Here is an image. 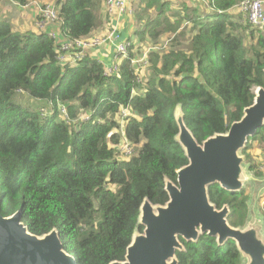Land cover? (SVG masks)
Returning a JSON list of instances; mask_svg holds the SVG:
<instances>
[{
  "label": "trees",
  "instance_id": "1",
  "mask_svg": "<svg viewBox=\"0 0 264 264\" xmlns=\"http://www.w3.org/2000/svg\"><path fill=\"white\" fill-rule=\"evenodd\" d=\"M16 1L39 5L44 0ZM240 1L208 0L205 8L211 14L203 18L188 0H181L183 14L176 16L169 0L131 1V22L121 26L132 42L130 57L107 77L99 56L87 54L69 64L67 53L57 51L66 36L75 40L98 34L93 31L104 0H57V31L41 26L43 18L34 7L31 28L37 35L14 32L0 19V215L21 210L22 222L39 237L56 229L77 264L124 261L133 234L144 230L138 222L143 200L165 205V180L175 183V172L188 164L175 141L177 107L201 144L227 133L253 103V88H264V36L257 33L248 58L244 33L254 37L258 30L231 10ZM186 28L191 36L184 51L179 40ZM49 33L58 36L57 44ZM164 41L162 51L148 55L145 69L153 78L139 85L143 70L131 60ZM61 54L65 64L58 59ZM139 87L142 94L136 92ZM18 91L41 108L16 104ZM77 107L91 113L89 121L79 119ZM125 143L134 147L126 158L120 150ZM255 143L264 152V127L240 152L247 174L264 179L251 156ZM243 193L208 188L210 202L218 209L228 206L230 218H239L242 227L249 210ZM257 213L264 224L263 214ZM182 243L178 264L245 263L231 240L217 246L203 235L196 243Z\"/></svg>",
  "mask_w": 264,
  "mask_h": 264
},
{
  "label": "water",
  "instance_id": "2",
  "mask_svg": "<svg viewBox=\"0 0 264 264\" xmlns=\"http://www.w3.org/2000/svg\"><path fill=\"white\" fill-rule=\"evenodd\" d=\"M174 119L178 129L175 141L188 164L175 172V183L165 180V205L153 206L143 200L138 218L143 233L133 234L124 261L110 264H178L176 252L184 251L180 240L196 243L203 235L215 239L217 246L233 241L244 264H264L260 218L250 209L244 227H231L228 206L216 209L208 195L212 185L230 194L243 189L248 176L240 152L264 127V88H256L253 103L244 108L240 120L233 122L227 133L215 134L201 144L184 124L179 107ZM0 264L77 263L64 250L56 229L41 237L33 235L18 210L9 217L0 215Z\"/></svg>",
  "mask_w": 264,
  "mask_h": 264
},
{
  "label": "built area",
  "instance_id": "3",
  "mask_svg": "<svg viewBox=\"0 0 264 264\" xmlns=\"http://www.w3.org/2000/svg\"><path fill=\"white\" fill-rule=\"evenodd\" d=\"M131 1L133 0H104L102 11L105 15L104 20L106 19V29L93 36L75 40H70L66 36L65 40L60 43L57 48L58 54L59 51L64 54L67 53L65 55L71 59L69 64H75L77 61L81 60L83 56L91 54L90 51L102 52L105 51L106 46H109L111 48L110 59H112V62L107 63L101 58H98L97 60L103 65L104 77L117 74L119 72L120 62L123 59H128L130 57L129 49L130 47L132 48V42L128 41L124 37L121 30L122 21L127 16H131L133 14V10L130 8ZM198 1L203 3L206 7L209 6L208 0ZM2 2L4 4L10 3V6L15 9V13L20 19H23L20 16H29L22 14L24 9L30 8L32 12H35L34 7L38 8V14L41 18H43L41 26L48 24L51 27L54 26L53 28H55L57 31V23L59 20L57 0H47L46 2L43 1L42 3H39V5H35L33 2H28L26 5H21L16 0H2ZM231 10L236 11L237 15L241 16L242 20H246L252 28L258 31H264V0H241L239 4ZM49 37L57 44L58 36H56L55 33H49ZM167 43L168 41H166L163 45L147 47L142 54L131 60L132 65H137L138 68L144 70L149 65L148 55L155 50L162 51ZM65 55H58L59 61L63 64H65ZM137 82H139V80ZM18 93L20 92L18 91ZM60 107L63 109L62 114L66 116L65 106L62 105ZM41 112L44 114V110H41ZM122 116H126V110L122 111ZM80 119L82 121H89L90 117L84 114L80 117ZM126 154H129L130 156L133 154V151L131 154L129 151H126Z\"/></svg>",
  "mask_w": 264,
  "mask_h": 264
},
{
  "label": "rangeland",
  "instance_id": "4",
  "mask_svg": "<svg viewBox=\"0 0 264 264\" xmlns=\"http://www.w3.org/2000/svg\"><path fill=\"white\" fill-rule=\"evenodd\" d=\"M44 1L46 2L47 0H44ZM169 1L171 2V9H172V12L175 16L178 14H183V6L180 3L181 0H169ZM188 2H190L193 6L195 5L198 7V9L200 10V12L198 14L200 18H203L206 14H211V13H209V11L206 10V8H205L206 6L203 3L199 2L198 0H188ZM22 14L26 15V16L29 15L31 18L29 20H26V19L21 20L20 18L17 17V15L15 13V9L10 6V3L4 4L2 2V0H0V19H4L5 21H8L12 25V29L14 32H20V31H22L20 27H25L27 30H23V32H21V33H28L31 35H37L38 31L35 30L34 28H31V25L35 21L32 19L35 16L34 13L32 12V10L30 8L24 9L22 11ZM98 15H99L100 23H99L98 28L93 31L94 34L99 33L100 31H103L105 29V26H106V22L104 20V14H103L102 8L99 9ZM16 18L19 20L14 21ZM132 27L134 29L136 28L134 24L132 25ZM182 32H184L185 35L183 37H181V39L179 40V44H180V48L182 50L186 51L188 48V44H189L188 38H190L191 34H189V30L187 28ZM258 32L261 33L260 35L264 36V31L255 32L254 37H251L249 35V32L244 33V38L246 41L245 42L246 43V52H247L248 58H250L252 55L250 44L254 43V41L257 38ZM164 43H165V41L162 42V44H164ZM90 53L92 54L93 51H90ZM141 78H142L141 83L139 85L144 86V84H146V82H149V80L151 78H153V75L150 74V69L149 70L144 69ZM255 90L256 89L253 88V92H255ZM136 92H137V94H139V93L142 94V87L137 88ZM13 101L16 104H19L23 107H28L29 109L35 110L39 107L41 108V103H39L33 99H30L26 94L22 95L20 93H17L16 95L13 96ZM76 109L78 111V116L80 119V117L83 116L85 114V112H81L78 107ZM60 111H61V113H63L62 107H60ZM60 117L63 118L62 115H60ZM98 122L100 124H102V120H99ZM256 144L257 143H255L253 145V149L251 151V156L253 157V160L255 161V163L258 165V168H260V170H264V152L262 150H260L256 146ZM121 150L123 152V157L126 158L129 156V154H126V151H129V153L131 154L132 151L134 150V147H130V145L124 144L122 146ZM247 176H248L247 181H246L244 188H243L244 189L243 197H246L247 202L249 201L248 202L249 203V206H248L249 210H247L246 213H248V217H249V214H250L249 212L251 211L250 209H252L253 214H255L258 218H260V215L257 213V211L261 212L264 216V179L255 178L253 176V174H252V176L247 174ZM238 219L239 218H236V217L230 218V216H229V225L231 227H234V228L242 227L243 224L240 225ZM247 220H248V218H247ZM263 227H264V224H263ZM262 235L264 236V233H262Z\"/></svg>",
  "mask_w": 264,
  "mask_h": 264
},
{
  "label": "crops",
  "instance_id": "5",
  "mask_svg": "<svg viewBox=\"0 0 264 264\" xmlns=\"http://www.w3.org/2000/svg\"><path fill=\"white\" fill-rule=\"evenodd\" d=\"M132 16H133V14L131 15V16H127L123 21H122V25L123 26H125V24L127 23V21H130L131 22V19H132ZM19 19H15L14 21H18ZM22 20V19H21ZM21 28V30L22 31H20V33L21 32H23V30H27L25 27H20ZM123 35H124V33H123ZM136 46V45H135ZM110 52H111V48L109 47V46H106L105 47V51H102V52H98V51H94L93 53H92V55H98L102 60H104L105 62H107L108 61V59L110 60Z\"/></svg>",
  "mask_w": 264,
  "mask_h": 264
},
{
  "label": "clouds",
  "instance_id": "6",
  "mask_svg": "<svg viewBox=\"0 0 264 264\" xmlns=\"http://www.w3.org/2000/svg\"><path fill=\"white\" fill-rule=\"evenodd\" d=\"M23 20V19H22ZM93 112V111H92ZM88 114L87 116H89L91 118V113H85V115Z\"/></svg>",
  "mask_w": 264,
  "mask_h": 264
},
{
  "label": "flooded vegetation",
  "instance_id": "7",
  "mask_svg": "<svg viewBox=\"0 0 264 264\" xmlns=\"http://www.w3.org/2000/svg\"><path fill=\"white\" fill-rule=\"evenodd\" d=\"M221 208H222V207H221ZM221 208H220V209H221ZM228 208H229V207H228ZM216 209H218V208L216 207ZM229 210H230V209H229ZM180 242H181V244L183 245V243H182L183 241H182V240H180ZM176 253H177V252H176Z\"/></svg>",
  "mask_w": 264,
  "mask_h": 264
}]
</instances>
